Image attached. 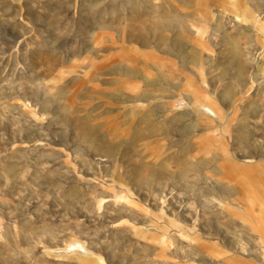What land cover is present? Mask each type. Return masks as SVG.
Returning a JSON list of instances; mask_svg holds the SVG:
<instances>
[{"label":"rangeland","instance_id":"obj_1","mask_svg":"<svg viewBox=\"0 0 264 264\" xmlns=\"http://www.w3.org/2000/svg\"><path fill=\"white\" fill-rule=\"evenodd\" d=\"M263 168L264 0H0V264H264Z\"/></svg>","mask_w":264,"mask_h":264},{"label":"crops","instance_id":"obj_2","mask_svg":"<svg viewBox=\"0 0 264 264\" xmlns=\"http://www.w3.org/2000/svg\"><path fill=\"white\" fill-rule=\"evenodd\" d=\"M263 170H264V168H263ZM251 181L249 182L250 184H251ZM259 183L260 184H259V187L257 189H254L251 185H249L250 188H251V190H250V197H249V200L247 201V203H245V206H246L247 211H250L252 213L255 212V210H254L253 207H256L257 208L256 209L257 210V213H259V211H260L259 210L260 209V206L258 204H254V202L255 203L261 202L262 204L264 203V192H262L264 190V178H262ZM255 191H257L258 196H259V200L258 201H256L255 195L252 196L255 193ZM263 207H264V205H263ZM262 211H264V210H262ZM262 226H264V223L261 225V231L264 230V227H262ZM261 238H262V240H264V233H263V235H262Z\"/></svg>","mask_w":264,"mask_h":264},{"label":"bare ground","instance_id":"obj_3","mask_svg":"<svg viewBox=\"0 0 264 264\" xmlns=\"http://www.w3.org/2000/svg\"><path fill=\"white\" fill-rule=\"evenodd\" d=\"M101 151V150H100ZM101 153H102V151H101ZM156 171V170H155ZM181 174V173H180ZM66 248V247H65Z\"/></svg>","mask_w":264,"mask_h":264}]
</instances>
